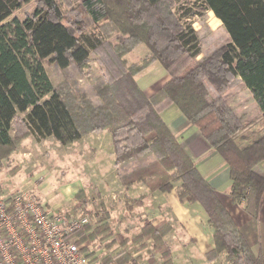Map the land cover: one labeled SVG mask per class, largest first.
<instances>
[{"label": "trees", "instance_id": "trees-1", "mask_svg": "<svg viewBox=\"0 0 264 264\" xmlns=\"http://www.w3.org/2000/svg\"><path fill=\"white\" fill-rule=\"evenodd\" d=\"M33 1L36 9L24 21L14 17L6 22ZM176 6L174 0H84L78 6L95 24L104 21L129 37L112 50L118 60L121 57V70L98 92L102 104L95 107L84 101L73 110L45 64L63 71L84 67L90 54L103 47V37L85 32L78 19L72 26V21L66 24L77 10L64 12L59 0H0V148L7 151L0 159L13 154L18 120L24 129L22 140L53 138L62 146L109 131L123 186L144 184L151 192L176 187L182 202L201 206L215 243L206 254L208 261L224 254L225 264H262L159 110L175 104L197 127L229 167L231 197L257 218L264 204V133L244 135L242 120L225 93L238 79L264 117V0H200V12L192 8L181 13ZM209 12L230 41L197 61L203 51L192 19ZM139 44L148 47L150 59L140 66L128 65L123 57ZM152 62L160 63L170 79L149 97L135 77ZM108 229L105 224L78 235L83 242L105 239ZM170 230L166 224L154 228L148 223L138 238L152 236L154 252L167 259L164 264H172L164 241Z\"/></svg>", "mask_w": 264, "mask_h": 264}, {"label": "rangeland", "instance_id": "rangeland-1", "mask_svg": "<svg viewBox=\"0 0 264 264\" xmlns=\"http://www.w3.org/2000/svg\"><path fill=\"white\" fill-rule=\"evenodd\" d=\"M83 1L59 0L64 12L69 13L77 10L76 13H72L66 24H70L72 21V26L74 20H80L85 25V32H96L103 37V47L91 53L89 62L81 68L72 66L63 71L52 64H45V69L55 88L62 93L73 110L81 106L84 101L91 102L95 107L102 104L103 99L100 98L98 92L110 85L111 79L117 78L118 70H121V57L118 60L112 50L129 37L106 27L104 21L95 24L85 14L78 11L77 8ZM174 1H177L176 7L181 13L192 8L196 12L201 11L196 8L200 0ZM36 6L35 1L23 6L15 11L14 15L6 22L11 21L14 17L24 21L35 11ZM198 14L192 19L193 28L198 33L203 51L197 61L209 57L230 41L228 33L213 12ZM150 57L151 52L148 47L145 44H139L123 59L128 65L140 66ZM165 74L160 63L152 62L136 77L141 88L145 89L148 86L149 89H156L167 78ZM225 97L235 113L241 118L246 137L264 133L262 112L242 82L236 79L225 93ZM23 130L18 120L13 130L15 144L10 149L13 150V154L11 157L0 159V194H9L15 190L28 191L47 208L65 212L68 215L77 216L87 209L103 213L104 221L100 225L107 224L110 229L105 234V239L85 241L89 245L90 264H164L167 261V259H162L159 253L154 252L152 236L138 240L141 234L136 228L135 224L137 223L133 224L134 230L131 234L122 225L111 226L109 222H106L111 218V213L108 211L114 209V205L119 208L118 200L124 198V193L118 187L119 184L115 178L117 169L110 163L111 151H113L116 162L113 140L110 142L108 139L107 141L103 135L104 137L99 140L100 145L95 146L87 142L86 138L89 135L85 138L86 141L75 143L76 145L62 146L53 138L42 142L36 141L33 137L22 140L25 137V134H21L24 133ZM5 152H7L5 149L0 148V154L5 155ZM95 170H97L96 173H93ZM79 179H85V191L78 192L75 184ZM74 192H78L76 196H73ZM42 197H49L50 200L43 198L42 201L40 199ZM119 213L121 214V212ZM118 216L120 217V215ZM95 228L88 229L94 230ZM178 233L184 234L179 229L173 235L172 264H225L224 254L213 263L208 262L204 255L194 254L188 258L185 255H180L182 247L178 243L181 242L176 243L179 240ZM82 239L83 237L80 238L81 242H83ZM185 240L182 242L186 243ZM148 241L151 242L148 243ZM190 243L189 241L186 245ZM129 258L130 260H128ZM107 259L109 260L106 263Z\"/></svg>", "mask_w": 264, "mask_h": 264}, {"label": "crops", "instance_id": "crops-1", "mask_svg": "<svg viewBox=\"0 0 264 264\" xmlns=\"http://www.w3.org/2000/svg\"><path fill=\"white\" fill-rule=\"evenodd\" d=\"M165 75L167 78L156 89H149L148 86L145 89L139 87L147 96L151 97L169 81V75L167 73ZM135 79L138 83L137 77ZM159 113L169 130L181 144V147L195 163L200 174L215 190L221 203L231 215L253 252L260 257L261 263L264 264V204L257 218L247 213L230 195L231 179L227 163L212 148L197 127L191 124L175 104L164 106L159 110ZM103 135H105V140L108 141L109 139L110 142L112 141L111 134L107 131L93 133L86 139L90 144L99 146V140L104 137ZM86 139L77 142V144L86 141ZM110 163L115 168L113 151H111ZM96 171H93V173H96ZM115 178L117 179V184H119L118 187L124 193V198L118 200L119 208H117V205H114L115 208L108 211L111 213V218L106 222H109L111 226L122 225L124 229L132 234V230H134L133 224L137 223L135 224L136 228L139 229V233L141 234L143 228L148 223L154 228L164 224L169 225L171 230L165 236L164 241L171 252L172 262L174 254L173 235L179 229L184 233L177 234L179 240L176 243L181 242L178 245L182 247V250L179 252L180 255H185L188 258L191 255L199 254L205 257L206 254L215 248L212 237L213 230L207 222L206 213L198 203L190 205L187 202H182L177 195L176 187L169 192L160 190L151 192L144 184H135L130 187L123 186L117 173L115 174ZM75 185L78 192L85 191V179H79ZM78 192H74L73 196H76ZM43 198L49 199V197H42L40 199L43 201ZM49 209L54 211L51 208ZM183 240L186 241V243L184 242L185 246L182 242ZM189 241L191 243L186 245ZM208 262L213 263L214 261Z\"/></svg>", "mask_w": 264, "mask_h": 264}, {"label": "built area", "instance_id": "built-area-1", "mask_svg": "<svg viewBox=\"0 0 264 264\" xmlns=\"http://www.w3.org/2000/svg\"><path fill=\"white\" fill-rule=\"evenodd\" d=\"M104 215L52 211L28 191L0 194V264H90L89 245L78 233Z\"/></svg>", "mask_w": 264, "mask_h": 264}]
</instances>
